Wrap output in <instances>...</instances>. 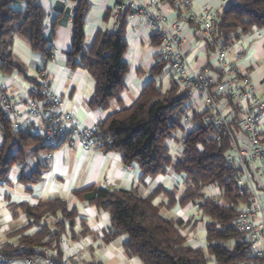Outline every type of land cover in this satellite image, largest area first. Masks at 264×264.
<instances>
[{"label": "trees", "instance_id": "trees-1", "mask_svg": "<svg viewBox=\"0 0 264 264\" xmlns=\"http://www.w3.org/2000/svg\"><path fill=\"white\" fill-rule=\"evenodd\" d=\"M89 7L88 0H78L72 17L67 65L82 69L93 78L94 92L88 102L91 109L106 110L111 100L120 105L117 111L98 122L94 143L103 152L119 154L125 167L139 170L141 179L164 176L169 168L177 176H184V189L178 197L161 186L147 196H142L137 189L96 186L74 191L81 202L108 214L109 227L103 233V242L108 244L125 236L122 244L125 256L137 258L141 264H207V256L214 264H257V259L251 257L245 234L232 225L245 198L239 195L234 172L225 162L230 146L228 137L216 140L212 127L206 125L184 132L183 119L189 98L185 89L175 82L165 91L156 85L154 78L160 76L165 67L160 60L151 69L152 79L139 98L130 106H123L120 95L128 71L123 60L127 49L124 28L129 13L122 15L116 32L98 31L85 50V15ZM217 18L216 35L226 44L237 42L255 30H264V0H229L227 8ZM44 19L37 0H0V75L24 72L12 55L15 36L23 39L31 51L47 60L51 58L48 41L43 37ZM152 39L160 43L157 36ZM32 84L35 90L29 97L39 98L36 80H32ZM176 132L183 134V158L174 161L166 142ZM0 136V183L7 181L14 166H23L28 158L50 151L39 145L41 139L31 135L28 127L12 131L1 108ZM42 173L36 170L25 174L21 170L18 181L34 183ZM209 187L217 189L214 196L207 194ZM160 194L166 202L157 205L154 199ZM188 204L206 218L204 246L187 242L182 233L187 223L161 214L162 207L169 210L175 205ZM10 207L14 215L18 209L27 219L24 227L10 233L14 242L0 243V253L14 264H23L24 260L37 255L36 250L51 248L53 244L58 246L66 232L71 234L72 240L89 233L85 219L59 198ZM49 218L54 219L51 224L47 223ZM76 225L82 229L80 236L75 234ZM31 228L35 230L29 232Z\"/></svg>", "mask_w": 264, "mask_h": 264}, {"label": "crops", "instance_id": "crops-1", "mask_svg": "<svg viewBox=\"0 0 264 264\" xmlns=\"http://www.w3.org/2000/svg\"><path fill=\"white\" fill-rule=\"evenodd\" d=\"M88 2L90 7L85 15L84 26L85 50L91 46L98 31L110 33L113 24L111 10L114 0H88ZM37 4L45 14L43 37L48 41L51 58L47 60L43 55L31 51L23 39L15 36L12 55L15 61L22 65L24 72L22 74L13 71L9 75H0V91L14 99L29 97L35 90L32 80H36L39 71L43 69L49 79L51 93L64 102L66 111L70 112L82 127H92L108 114L117 111L120 105L115 100H111L106 110L89 107L88 102L95 87L93 78L84 70L67 65L72 42V19L68 9H64L59 0H56L55 4L46 0H37ZM228 4L229 0H194L196 9L208 10L216 16L222 13ZM155 10L165 15L169 23H174L178 19L176 0H159ZM180 27V36L189 65L195 71L209 68L213 57L200 30L184 22L180 23ZM124 31L127 49L123 60L127 63L128 71L124 77L125 88L120 95V100L123 106H130L139 98L146 83L152 79L151 69L159 61V44L152 39L150 25L142 16L127 18ZM258 32L263 34V38H257ZM17 38L23 42L21 43ZM229 51V60L236 63L242 73L259 87L262 94L264 91V30H255L239 41L233 42ZM154 81L165 90L172 83H176L175 77L166 67L163 68L160 76L154 78ZM187 107L185 116L191 114L196 116L201 112L199 104H190L187 101ZM263 127L264 117L261 128ZM184 132H189L186 127ZM180 134L182 139L183 134ZM1 144L0 136V146ZM14 168H16L15 172L12 171ZM21 170L25 174L36 170H42L43 173L34 183L21 184L18 181ZM168 176L166 174L141 179L138 169L125 167L119 154L103 152L98 148L97 143H93L89 148L77 145L57 148L53 151L52 160L47 165L42 164L41 155L30 157L23 166H14L8 174L7 181L0 183V243L7 240L14 242L15 239L9 236L10 233L24 227L27 223L24 214L16 209L14 215L10 206L36 205L39 201L59 198L67 203L69 209H75L80 218L85 219V225L89 231L87 235L77 240H72L71 234L66 232L58 246L55 244L51 246V249L60 257H74L77 264L89 262L115 264L117 260L118 262L129 260L123 250L117 249L118 247L122 249L124 241H119L121 237L108 244L103 242V233L109 227L108 214L81 202L74 195V191L96 186L124 190L137 189L142 196H147L161 186L178 197L182 193H178L180 180L177 179L176 174ZM216 192L214 190L215 194ZM165 202L163 194L154 199L157 205ZM193 209L195 208L189 204L184 207L175 205L169 210L162 207L161 214L167 215V219H181L187 223L188 230L194 221L190 212ZM53 221V218H49L47 223L51 224ZM202 228L204 229V225ZM34 230L35 228H31L29 232ZM81 230L79 225L75 226V234L78 235ZM187 242L193 244L191 239H187ZM96 246L98 251L103 250V252L100 251L94 258L93 251ZM115 250L116 254H114ZM87 252L90 253L91 259L85 260L83 257ZM104 255L109 258L107 262L102 259Z\"/></svg>", "mask_w": 264, "mask_h": 264}, {"label": "built area", "instance_id": "built-area-1", "mask_svg": "<svg viewBox=\"0 0 264 264\" xmlns=\"http://www.w3.org/2000/svg\"><path fill=\"white\" fill-rule=\"evenodd\" d=\"M59 1L72 19L78 0ZM158 2L114 0L110 33L119 29L121 17L126 12L128 18L144 17L152 36L160 40L159 60L175 77L177 85L185 89L189 103L199 104L201 109L196 116L184 117V128L190 131L206 125L212 127L216 140L228 137L230 146L225 162L234 172L239 195L245 198L232 225L245 234L251 257L257 259V264H264V127L261 128L264 91L260 94L259 87L229 60L233 43L226 44L216 35L218 18L214 13L199 11L194 0H176L178 19L169 23L165 15L156 12ZM182 22L200 30L213 57L209 68L195 71L189 65L180 36ZM257 38H263V34L258 32ZM36 82L39 98L14 99L0 91V108L10 129L19 131L28 127L31 135L41 139L39 145L50 149L41 155L43 165L49 164L53 151L62 146L91 147L98 123L92 127L79 125L66 111L64 102L51 93L45 70L39 71ZM36 251L37 255L24 260L23 264H77L74 257H60L51 248ZM0 264L14 263L0 253Z\"/></svg>", "mask_w": 264, "mask_h": 264}, {"label": "rangeland", "instance_id": "rangeland-1", "mask_svg": "<svg viewBox=\"0 0 264 264\" xmlns=\"http://www.w3.org/2000/svg\"><path fill=\"white\" fill-rule=\"evenodd\" d=\"M46 1H48L51 4H55V2H56V0H46ZM91 9H95V8H91ZM17 39H19V41H21V43L23 42L20 38H17ZM161 90L164 91L165 89L162 88ZM263 116H264V113H263ZM181 140L182 139H181L180 132H176L173 135V137L166 142V145H167L168 150H169V155L173 158L174 161L181 160L183 158V147H182ZM15 170H16V168H14L12 171L15 172ZM170 175L174 176L172 168L168 169L167 176L170 177ZM182 178H184L183 175L177 177V179L180 180V182H179L180 188L178 191L179 194L183 191L182 188L184 186V180ZM214 190L217 191L216 188L209 187L207 190V194L212 196L214 193ZM190 212H191V215H193L194 221L192 223V226L189 227L188 230H187V227L185 229H183V234L185 235L186 240L191 239V243H193L192 246H194V245L195 246L196 245L204 246L205 245V231L202 227L206 222V218L203 217L200 214V212H197L196 208ZM163 216H164V213H163ZM164 217L167 218V215H165ZM124 240H126V237L122 236L119 241H124ZM115 245H117V244H115ZM117 249H118V251L122 250L119 247ZM100 251L103 252V250L98 251L97 246L94 247L93 257L96 258L98 255L97 253H100ZM114 254H116V250H115ZM207 258H208L207 264H214V261L211 257L207 256ZM83 259H85V260L91 259L90 253L87 252L86 255L83 257ZM102 259H103V261L107 262L106 260H108L109 258L106 255H104V257H102ZM115 261H116V259H115ZM116 262L117 263H115V264H141V262L137 258H129V260H124L123 262H121V261L118 262V260H117ZM16 264H20V263L18 262ZM108 264H113V263H108Z\"/></svg>", "mask_w": 264, "mask_h": 264}]
</instances>
